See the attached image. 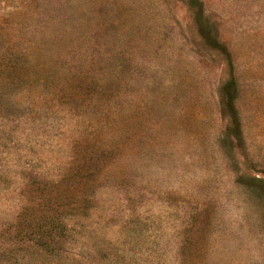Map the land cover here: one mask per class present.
<instances>
[{"label": "rangeland", "instance_id": "obj_1", "mask_svg": "<svg viewBox=\"0 0 264 264\" xmlns=\"http://www.w3.org/2000/svg\"><path fill=\"white\" fill-rule=\"evenodd\" d=\"M0 264H264V0H0Z\"/></svg>", "mask_w": 264, "mask_h": 264}]
</instances>
